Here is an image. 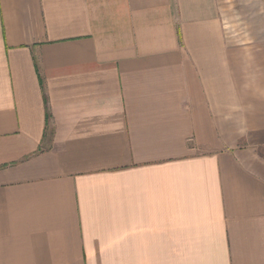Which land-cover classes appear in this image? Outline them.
<instances>
[{
	"label": "crops",
	"instance_id": "obj_1",
	"mask_svg": "<svg viewBox=\"0 0 264 264\" xmlns=\"http://www.w3.org/2000/svg\"><path fill=\"white\" fill-rule=\"evenodd\" d=\"M0 0V264H264V0Z\"/></svg>",
	"mask_w": 264,
	"mask_h": 264
},
{
	"label": "rangeland",
	"instance_id": "obj_2",
	"mask_svg": "<svg viewBox=\"0 0 264 264\" xmlns=\"http://www.w3.org/2000/svg\"><path fill=\"white\" fill-rule=\"evenodd\" d=\"M228 3H232V0H229V2Z\"/></svg>",
	"mask_w": 264,
	"mask_h": 264
}]
</instances>
